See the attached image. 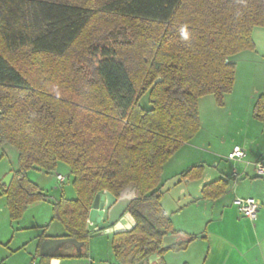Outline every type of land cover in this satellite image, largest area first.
<instances>
[{"label":"trees","instance_id":"16d2710c","mask_svg":"<svg viewBox=\"0 0 264 264\" xmlns=\"http://www.w3.org/2000/svg\"><path fill=\"white\" fill-rule=\"evenodd\" d=\"M121 25L129 40L98 49ZM256 27L264 28V0H0V146L18 155L10 185H2L10 218L48 198L27 171L62 162L76 197L56 199L52 219L62 237L83 245L65 243L52 257L87 256L95 196L127 187L137 193L127 207L137 224L111 234L115 257L139 264L157 253L152 264H165L164 253L185 249L197 236L173 230L159 203L163 165L200 129L199 98L223 105L235 81L232 57L255 50ZM253 116L264 121V95ZM202 171L194 165L180 175L198 179ZM226 187L219 178L201 195L215 199ZM166 234L177 242L163 247Z\"/></svg>","mask_w":264,"mask_h":264},{"label":"crops","instance_id":"0c3cea01","mask_svg":"<svg viewBox=\"0 0 264 264\" xmlns=\"http://www.w3.org/2000/svg\"><path fill=\"white\" fill-rule=\"evenodd\" d=\"M255 34L259 35L258 39H255ZM252 35L255 42V51L257 48L258 50H261V48L264 50V29L256 27L253 29ZM248 57L250 59V56ZM248 57L240 58V60L236 61L234 85L232 90L224 95L223 105L218 106L214 101V104L220 107L226 116L230 118L241 116L244 120H247L244 128L239 127V131L236 133L238 138H233V144L228 146L226 152L228 154L233 146L237 145L245 151L244 158L225 164L215 162L214 166L219 168V170L216 173L211 170V174H209L210 171L207 172L204 165L205 159L200 158L198 161L195 157L197 155L195 151L199 154H210L209 159L212 162L217 156L212 152L208 153L207 149L211 146L209 145L210 141L202 132L203 127L207 128L208 126L200 119L201 126L198 132L184 143L163 165L160 184L163 179L165 183L167 182V185H159V187L162 186L160 188L162 196L159 203L171 222L173 230L178 233L197 236L185 249L176 252L167 251L162 256L165 264H171L175 257L182 264H264V177L257 176L254 172V163L256 161L264 164V121L258 120L253 116V107L257 98L264 95V81H260L262 88L242 87V76L246 74V69L249 67L247 64L251 62ZM201 99L210 101L207 96L199 98V100ZM250 128H253L254 131L249 132L248 129ZM225 138L223 135L219 137L223 141H225ZM199 157L200 155H198ZM191 159L195 160L192 162ZM195 161L201 162L197 165L203 166L202 174L198 179L190 180L181 176V180L176 181L175 177L170 182V173L172 171L178 170L177 172L175 171V174L177 175L178 173L180 175L189 167L194 166ZM168 164V169L165 171ZM220 174L222 175L220 178L227 181L225 193L215 199L203 198L201 195L202 187L213 180L219 179L218 176ZM185 179H187L186 183L192 181L197 183L195 193L190 192L189 186H180V182ZM57 181L62 183L58 179ZM70 194L73 196L72 192ZM64 197L66 196L64 195ZM75 197L66 198L74 199ZM235 197L253 198L257 202L258 211L254 220L244 217L236 209L233 204ZM49 199L48 197L45 201H37L33 204L34 206L29 205L26 210L35 209L40 205L38 203L41 202L48 203ZM50 203L52 204V202ZM27 211H25V214L29 213ZM31 212L32 215H29V218H22L24 220L23 227H19V229L43 228L47 226V224L41 223L40 215L37 211L35 215L33 211ZM22 220L17 219L13 220V222L15 224L17 222L18 225V222H22ZM29 220L31 221L28 222ZM96 226L98 225L93 223L90 228L93 229ZM63 235H65V230L62 225L56 226L51 233L40 229L39 233L24 237L22 243L12 248H10L9 244L12 240L6 241L0 237L1 244L8 242L5 243L8 249L0 251V261L7 264H38L37 254L41 241L46 237L55 238ZM96 236L98 235H93V233L89 236L90 244L91 239ZM88 251L87 256H85L87 259H75L79 257L58 259L56 264H86V260H91L93 256L96 258V256L101 255L100 248L97 246L92 248L90 246Z\"/></svg>","mask_w":264,"mask_h":264},{"label":"rangeland","instance_id":"374dc122","mask_svg":"<svg viewBox=\"0 0 264 264\" xmlns=\"http://www.w3.org/2000/svg\"><path fill=\"white\" fill-rule=\"evenodd\" d=\"M258 29V28H257ZM259 29H264L259 27ZM256 32V31H255ZM130 37V33L124 26H117L113 28L109 33L103 35L100 39H98L95 42V45L98 47V49L102 47H109L111 46L114 42H125L128 41ZM259 35L255 34V39H258ZM253 39V35H252ZM254 41V39H253ZM255 44V42H254ZM254 52V53H253ZM264 50L261 48V50L256 49V51H243L234 57H232V60L236 62L240 58H246L250 56V59L248 57V60H251L249 67L246 69V74L242 76V87H254V88H262L260 86V81H264ZM254 57V58H253ZM246 68V67H245ZM208 98H210V101H203L202 99L199 100V116L201 121L205 122V125L208 126L203 127V134L205 137H208L210 144V147H208V153L212 152L216 154L217 156L214 158V162L210 161L209 157L210 154H205V153H197L195 157L198 159L202 158L203 160L205 159V168L206 171L211 174V170L214 171L215 173L218 172L219 168H216L214 166L215 162H218L219 164H225V163H230L236 160H229L227 158V149L228 146L233 144V138H238V134H236L239 131V127L244 128L245 124H247V120L243 119V117L238 116L237 117H228L225 115V112H222L220 107L216 106L214 104L213 96L207 95ZM140 104L145 108L148 109L150 108V104L148 102V96L144 95L141 100ZM226 107V106H225ZM243 113V112H242ZM249 132H253L254 129L250 128L248 129ZM225 136V141L220 140V136ZM198 155L200 157L198 158ZM195 159H191L193 162ZM201 162H194V165H197ZM170 164V163H169ZM165 168V171H167L168 166ZM18 167V155L17 151L13 148H11L8 145H3L0 146V237L4 238L6 241L12 240L10 244V248L19 245V243H22V240L24 237H30L35 233H39L40 229L44 232L51 233L56 226H61L59 221L56 219H52L53 217V208L52 204L53 202L58 199L61 195H65L66 197H75L76 193L75 190L72 186L71 179L72 175L70 173L69 167L62 162H59L56 166V168L52 171H44L40 170L37 168H32L28 170V177L31 181L36 183L40 188H42L45 193L48 195L49 202H41L38 203V207L35 209H30L27 211L29 212L25 214V211L23 212L22 216L19 218L22 220L24 217L29 218V215L33 214L35 215L36 211L40 215V221L41 223L47 224V226L43 228H28V229H19V227H23L22 222H18L19 224L17 225L13 222V220L10 218L9 215V210H8V205H7V199L3 194V189H2V181L8 176L9 173H12V170L17 169ZM175 171L177 172L178 170H174L170 173V182L175 179L176 181L181 180V175L177 173L175 174ZM166 174V172H164ZM173 173V174H172ZM213 173V174H215ZM61 174L64 176V180L61 182H58L56 179V175ZM222 177L218 176V178ZM216 179V178H215ZM187 179L183 180L180 182V186H189L190 192L195 193L197 183L195 181H192L190 183H186ZM231 181V180H229ZM162 186H166L167 182L162 179L161 182ZM160 184V185H161ZM160 186V188H162ZM70 192L73 193V196H71ZM47 200V199H46ZM40 202V201H39ZM52 202V204L50 203ZM31 203L29 204L30 206H34ZM28 205V206H29ZM27 206V207H28ZM31 208V207H30ZM144 215H146L152 222L153 220V214L151 211L146 210L144 211ZM29 220L28 222H30ZM17 225V226H16ZM111 234L104 233L102 235H98L96 237H93L91 240V244L89 243L90 240L88 238L86 246L87 249L89 250V247H98L100 248V253L101 255L96 256V258L93 256L91 260H86V264H123V262L120 259H117L113 253L112 247H111ZM4 241V240H3ZM10 242V241H9ZM98 242V243H95ZM8 242L0 243V251H6L8 248H6ZM89 252V251H88ZM176 252V251H175ZM13 254V253H12ZM165 254V253H164ZM163 254V255H164ZM17 259V257H15ZM85 257H79L75 259H82ZM87 259V258H85ZM24 262V260H23ZM174 262V263H173ZM171 264H182V262L175 257ZM0 264H7L5 262L0 261Z\"/></svg>","mask_w":264,"mask_h":264},{"label":"water","instance_id":"95a60500","mask_svg":"<svg viewBox=\"0 0 264 264\" xmlns=\"http://www.w3.org/2000/svg\"><path fill=\"white\" fill-rule=\"evenodd\" d=\"M158 80L161 79L158 78ZM12 177L13 173H9L2 181V184L8 187ZM135 198H137V193L135 188L132 187L125 188L118 196L113 195L107 190L97 194L88 217L90 222L98 225L93 228V235L123 233L133 229L137 222L127 211V207ZM102 221H105L108 227L105 228L104 225H100ZM177 239V235L166 234L162 238V246L168 247L173 245ZM65 243L73 245L76 250H79L83 245V242L71 237H46L40 243L38 254L39 256H50V264H56L58 259L52 256L56 249ZM157 258V253H152L145 261L139 264H145V262L152 264Z\"/></svg>","mask_w":264,"mask_h":264},{"label":"built area","instance_id":"2783aa9c","mask_svg":"<svg viewBox=\"0 0 264 264\" xmlns=\"http://www.w3.org/2000/svg\"><path fill=\"white\" fill-rule=\"evenodd\" d=\"M245 156V151L240 146H233L231 151L227 154L229 160H241ZM254 172L257 176L264 177V164L260 161L254 163ZM59 181H63L64 177L62 175H57ZM233 204L236 209L249 220H254L258 211V204L253 198H241L235 197L233 199ZM87 225L91 227L93 222L87 219Z\"/></svg>","mask_w":264,"mask_h":264},{"label":"flooded vegetation","instance_id":"af4514ba","mask_svg":"<svg viewBox=\"0 0 264 264\" xmlns=\"http://www.w3.org/2000/svg\"><path fill=\"white\" fill-rule=\"evenodd\" d=\"M100 225H104L105 228L108 227V225L106 224L105 221H102V222L100 223Z\"/></svg>","mask_w":264,"mask_h":264}]
</instances>
